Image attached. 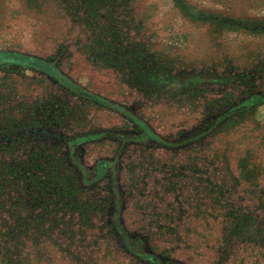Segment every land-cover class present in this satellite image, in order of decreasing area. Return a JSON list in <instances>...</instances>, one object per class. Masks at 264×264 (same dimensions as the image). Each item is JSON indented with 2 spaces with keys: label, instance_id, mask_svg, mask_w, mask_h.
Returning <instances> with one entry per match:
<instances>
[{
  "label": "rangeland",
  "instance_id": "1",
  "mask_svg": "<svg viewBox=\"0 0 264 264\" xmlns=\"http://www.w3.org/2000/svg\"><path fill=\"white\" fill-rule=\"evenodd\" d=\"M38 2L45 6L37 7ZM67 9L66 3L60 0H0V56L15 55L33 60L36 57L46 66L38 68L9 59L0 61V147L9 148L0 150V160H21L12 149H43L44 145L53 151L52 164L62 166H91L97 159L113 158L110 173L127 191H134L131 188L136 185L134 173L141 171L143 174L146 167L154 169L136 190L138 194L143 188L145 193L150 191L148 196L141 194V200L147 199L150 203L147 207L151 214L178 210L176 201L179 198L182 202L183 195L190 202L188 208L196 206L201 202L197 200L205 191L203 182L207 181L209 172L204 175L192 169L198 167L199 172L202 168L205 173L211 169L208 162L215 154L220 155L226 147H239L236 145L239 136H216L211 132L198 138L197 133L210 129V118L221 106L217 100L231 94L230 90L211 87V91L202 95L206 98L201 100L200 96L192 97L187 92L182 99L174 96L179 91L174 86H162L160 93L148 94L146 90L156 87L153 80L144 79L147 83L144 89L134 85L133 80L122 76L116 68L97 66L88 60L77 41L85 40L89 33L74 23L79 19L72 20L77 12ZM188 9L193 17L188 16ZM122 14L134 21L132 40L146 48L148 56L144 59V67L161 73L184 70L186 73L201 70L244 72L248 79L239 82L240 90L233 91L232 97L245 99L246 93H242L250 84L254 86L248 92L256 86L264 92V0H128ZM62 48L67 49L63 51ZM67 81L106 98L114 107L98 106L84 95H78ZM257 113L262 128H249L256 133L260 132L258 129L264 130V106H260ZM132 120L141 124L137 126ZM147 127L170 143L177 141L180 147L166 150L148 148L151 143L148 139L134 142L141 128L146 130ZM254 132L252 136L255 137ZM75 134L91 137L90 141L79 139L73 153L69 141ZM261 148L264 152V143ZM206 159L208 161L204 162ZM261 178L264 180V175ZM168 179L177 190L167 191L170 189ZM105 183L103 179L98 188H93L97 194L98 189L104 193ZM198 184L201 187L196 191ZM198 192L201 193L198 195ZM123 208L124 223L128 232L133 233L143 220L142 210L132 199ZM152 217L153 227L164 224V218L157 222L156 216ZM182 222L185 224L183 230L189 223L190 231L185 236L180 234L187 238L188 244L178 242V238L177 247L171 248L177 260L185 264H264V249L259 247H241L234 251L231 259H225L223 254L220 257L216 243L220 240L219 220L212 224V220L205 222L196 216ZM209 222L214 233L201 240L198 230L201 227L209 232ZM97 224L104 226L100 221ZM154 229L152 238L156 241L168 238L174 242L173 235L161 238ZM76 237L60 231L61 242L71 245L67 251L57 247L53 252L61 264H79L75 260L89 262L100 254L101 239L90 243L88 240L82 245ZM16 245H12L9 262L24 264L25 258L15 255L19 251ZM39 255L46 260L45 253Z\"/></svg>",
  "mask_w": 264,
  "mask_h": 264
},
{
  "label": "trees",
  "instance_id": "2",
  "mask_svg": "<svg viewBox=\"0 0 264 264\" xmlns=\"http://www.w3.org/2000/svg\"><path fill=\"white\" fill-rule=\"evenodd\" d=\"M60 2L66 3L68 11L77 12V15H72V20L79 19L74 23L89 33L85 40L77 41L88 60L97 66L109 65L116 68L122 76L133 80L134 85L144 89H147V86H144L147 84L144 79L153 80L156 87L146 90L148 94L160 93L162 88L174 86L183 91L181 96L177 95L179 91L174 96L182 99L185 98L182 97L185 95L184 92H187V95L192 97L200 96L201 100L206 98L202 95L211 91V87H228L231 94L217 100L221 106L210 118V129L197 131L200 135L197 137L202 138L211 132L216 136L236 135L240 139L236 144L239 147H226L220 155L215 154L208 162L211 169L205 173H202V168L199 172L198 167L193 168L194 173L205 175L209 172L207 181L203 182L206 184L205 191L198 200L195 199L201 202L188 208L190 202L183 195L182 202H179V198L177 201L175 199L179 209L165 214L160 212L151 214L147 207L150 203L146 202L147 199L141 200V194L145 193L144 188L140 194L136 193L139 183L147 174L151 176L154 171L152 168L146 167L143 174L141 171L138 174L134 173V176H137L136 185L131 187L134 191H127V188L110 173L113 158L97 159L91 166L87 164L62 166L52 164L50 159L53 151L50 150V146L44 145L43 149H12L11 152L18 154L21 160H0V264H11L9 258L12 256L13 244H17L16 248L19 249L15 255L25 258L24 264H61L53 252H56L57 247L67 251L71 245L65 246L61 242L63 236L60 240V231L78 236L77 242L82 245L88 240L89 243L97 242L95 239L102 240L98 247L100 252L98 257L89 262L75 260L79 264H185L174 258V250L171 248H176L179 241L188 244L184 236L190 231L189 223H186L187 229L183 230L185 224L182 220L188 221L190 217L196 216H199L201 221L212 220V224L217 220L221 222L220 240L216 243L219 256L223 254L225 259H231L241 247L264 249V180L261 178L264 175L262 157L264 152L261 148L264 143V130L258 129L262 133L257 132L260 135L257 137V133L249 129L250 126L255 129L262 128L257 119V111L260 106H264V92L256 85V88L252 89L253 92H248V89L254 86L250 84L242 93H246L245 99L242 100L241 96L232 97L233 91L240 90L239 82L248 79L244 72L201 70L186 73L184 70L161 73L144 67V59L148 56L146 48L132 40L131 29L135 25L134 21L122 14L123 6L128 0H76V3L75 0H60ZM44 6L43 3L37 4V7ZM187 12L189 17H193L189 9ZM4 59L46 68L45 62L36 57L33 60L15 55L0 56V61ZM256 68L257 65L254 70ZM67 84L78 95H84L98 106L114 107L106 98L77 86L73 81L70 83L67 81ZM191 91L192 94L189 93ZM132 121L137 126L141 124L137 120ZM149 128L146 130L141 128L134 142L148 139L151 142L148 148L154 146L172 150L180 147L177 141L170 143ZM252 132L255 137L252 136ZM90 137L91 135H73L69 141L70 148L73 147L71 151L73 153L76 151V142L79 139L90 141ZM2 148L6 147H0V150ZM206 161L208 160H204ZM236 170H239V174H236ZM170 172L173 173L172 170ZM103 179L106 180V185L103 186L104 193L98 189L97 194V190L93 188H98ZM167 182L168 186L170 185L168 192L177 190L171 179ZM198 185L196 191L201 187V184ZM178 191L182 192L180 188ZM149 192L145 195L148 196ZM199 193L201 192L197 194ZM137 197L140 199L136 200ZM131 199L136 201L143 215V220L139 221L140 226L133 233L128 232L123 213V206H128ZM208 201L210 204H204ZM152 216H156L157 222L164 218V224L153 227ZM96 221H100L104 226H99ZM210 224L211 222L207 223L209 232L202 230L201 227L198 230L201 240L213 235V227ZM153 229L161 238L164 235H173L174 242H170L168 238L156 241L152 238ZM91 230H94L93 234L89 233ZM181 232L184 236L180 235ZM42 252L45 253L46 260L39 255ZM118 253L120 256L117 257Z\"/></svg>",
  "mask_w": 264,
  "mask_h": 264
}]
</instances>
